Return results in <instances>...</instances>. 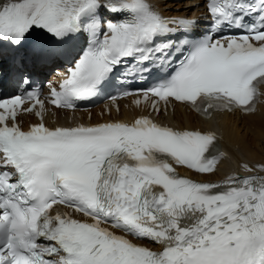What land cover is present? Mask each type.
Segmentation results:
<instances>
[{"label":"snow or ice","instance_id":"snow-or-ice-1","mask_svg":"<svg viewBox=\"0 0 264 264\" xmlns=\"http://www.w3.org/2000/svg\"><path fill=\"white\" fill-rule=\"evenodd\" d=\"M261 86L264 0H0V264H264V163L196 179L223 136L159 122L255 114ZM129 97L128 121L45 123Z\"/></svg>","mask_w":264,"mask_h":264},{"label":"bare ground","instance_id":"bare-ground-1","mask_svg":"<svg viewBox=\"0 0 264 264\" xmlns=\"http://www.w3.org/2000/svg\"><path fill=\"white\" fill-rule=\"evenodd\" d=\"M261 114L262 118L260 117ZM216 127L228 139L229 148L223 147L230 154V159L226 160L227 165L230 167L237 165L240 161L238 159L250 165L264 163V139L262 140V144H258L257 142L264 135V108L261 109L259 114L249 115L239 119L223 117L221 121L216 122ZM258 129L259 132H257ZM235 144L238 146L236 151L230 149ZM251 145H255L253 149L250 148ZM231 159L234 161L232 162Z\"/></svg>","mask_w":264,"mask_h":264},{"label":"rangeland","instance_id":"rangeland-1","mask_svg":"<svg viewBox=\"0 0 264 264\" xmlns=\"http://www.w3.org/2000/svg\"><path fill=\"white\" fill-rule=\"evenodd\" d=\"M257 132H258V130H257ZM263 139H264V135H263V137L261 138V140H257L258 144H262V142L264 141ZM262 140H263V141H262ZM257 142H256V143H257ZM263 144H264V143H263ZM254 146H255V145H251L250 148L253 149Z\"/></svg>","mask_w":264,"mask_h":264}]
</instances>
